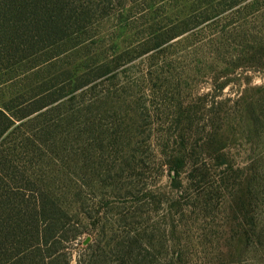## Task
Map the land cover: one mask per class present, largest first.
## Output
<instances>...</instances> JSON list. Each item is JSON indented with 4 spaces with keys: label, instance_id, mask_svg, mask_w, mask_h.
<instances>
[{
    "label": "rangeland",
    "instance_id": "374dc122",
    "mask_svg": "<svg viewBox=\"0 0 264 264\" xmlns=\"http://www.w3.org/2000/svg\"><path fill=\"white\" fill-rule=\"evenodd\" d=\"M47 1L9 189L69 209L63 259L264 264V0Z\"/></svg>",
    "mask_w": 264,
    "mask_h": 264
},
{
    "label": "trees",
    "instance_id": "16d2710c",
    "mask_svg": "<svg viewBox=\"0 0 264 264\" xmlns=\"http://www.w3.org/2000/svg\"><path fill=\"white\" fill-rule=\"evenodd\" d=\"M47 6V0H0V259L4 264H72L71 258L63 259L62 251L66 241L78 236L67 238L69 209L59 201H38L31 206L26 201H16L18 194L9 189L20 181L21 155L23 150L28 154L25 149L30 148L14 136L25 125L27 115L13 110V99L22 92L18 85L25 62L39 49V45H12V41L20 40L24 32H42L43 41L51 38L53 32L48 28L55 30V24L61 21ZM54 10L61 11L59 0ZM58 30L63 34L62 29ZM18 122L21 124L16 125ZM121 247L122 260L145 264L133 255L131 247ZM75 264L109 261L104 253H92L88 258L80 254Z\"/></svg>",
    "mask_w": 264,
    "mask_h": 264
}]
</instances>
